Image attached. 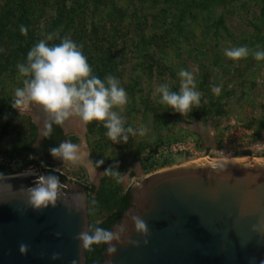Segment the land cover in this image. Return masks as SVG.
Instances as JSON below:
<instances>
[{
  "label": "rangeland",
  "instance_id": "obj_1",
  "mask_svg": "<svg viewBox=\"0 0 264 264\" xmlns=\"http://www.w3.org/2000/svg\"><path fill=\"white\" fill-rule=\"evenodd\" d=\"M194 1L204 4L182 13L170 0H25L35 43L52 32L63 12V35L83 46L92 68L104 66L102 79L113 75L127 91L129 103L121 113L125 126L149 130L143 137L130 136L127 144H114L103 125L92 122L85 125V142H73L90 153L89 159L103 160L102 165L90 172L58 159L42 164L96 188L88 194V208H96L88 211L92 226L114 211L132 182L151 172L194 160H264V129L259 132L264 124V61L252 56L233 61L223 52L229 46L264 49V0ZM4 3L0 0V15ZM4 32L0 30V52L8 51ZM2 64L0 59V100L11 115L7 133L0 137V172L14 176L37 167L36 157L28 154H35V113H43L35 108V113L19 114L12 108L14 90L24 78L16 66L2 69ZM181 68L194 71L203 93L200 107L184 116L153 97L154 86L161 83L179 90ZM220 85L217 95L212 87ZM117 163L119 172H127L121 183L100 174Z\"/></svg>",
  "mask_w": 264,
  "mask_h": 264
},
{
  "label": "water",
  "instance_id": "obj_2",
  "mask_svg": "<svg viewBox=\"0 0 264 264\" xmlns=\"http://www.w3.org/2000/svg\"><path fill=\"white\" fill-rule=\"evenodd\" d=\"M42 124L38 123L39 137ZM45 170L37 165L38 174ZM13 177L9 182L16 189L32 186L36 179L32 175ZM61 181L66 199L72 200L75 192L88 198L78 183ZM127 191L130 204L111 229L125 228L123 234L139 240V246L117 244L113 254L105 244L101 264L264 262V160L260 157L194 160L166 167L135 180ZM18 209H24L22 199L0 203V264H72L73 260L85 264V249L74 237L83 228L89 230L88 211L77 212L65 204L39 212L29 208L24 214ZM129 212L147 222V244L144 237L128 231ZM21 242L29 245L26 255L19 252ZM54 252L61 258L52 260Z\"/></svg>",
  "mask_w": 264,
  "mask_h": 264
},
{
  "label": "clouds",
  "instance_id": "obj_3",
  "mask_svg": "<svg viewBox=\"0 0 264 264\" xmlns=\"http://www.w3.org/2000/svg\"><path fill=\"white\" fill-rule=\"evenodd\" d=\"M22 35H27L28 28L20 26ZM61 29L44 34V38L36 42L28 51L26 62L17 63L19 76L23 77L22 86L14 90L12 108L19 114L38 108L43 113V138H49L53 126H64L71 121H79L83 124L98 122L106 129V137L114 144H127L130 136L140 137L148 133V128L141 125L134 129L125 126V118L121 115L129 103L128 93L121 85V81L113 75H107L101 79L93 74V69L83 52V46L71 38L70 34L61 36ZM58 43H49L52 41ZM0 51H4L0 49ZM225 57L233 61H239L252 56L256 61H264V49L256 45L255 49L248 46H229L223 50ZM179 90L173 91L169 83H161L154 86L153 97H160V103L173 111L187 115L201 105L203 93L197 89L194 71L181 68L178 71ZM222 85L213 86L212 91L219 94ZM207 103V100L204 101ZM50 155L63 164L69 166L83 165L90 172L103 164V160L93 161L89 159L90 153L84 150L79 143L64 140L58 146L49 149ZM35 157H29L34 159ZM118 163L109 166L101 175H107L117 183L127 179V172L117 170ZM223 167V165H217ZM21 175H32L36 179L32 186L21 185L18 189L9 182L14 177L0 172V203H8L13 199H22L24 209L18 211L21 214L27 209L43 211L49 207L55 208L58 204H65L75 211H92L87 207L88 198L83 192L73 193V199L65 196L64 183L55 174H38L33 169L26 170ZM91 204L97 206L94 199ZM131 228L136 234L144 237L150 235L147 222L137 213L129 212ZM264 226V221L261 222ZM125 228L119 230L95 227L91 230L83 228L74 239L80 242L82 249L93 250V245L106 244L107 252L116 253L117 244L128 243L139 246V240L127 238ZM59 237V233L55 234ZM21 255H26L29 245L21 242L18 245ZM59 253H53L52 260L60 259ZM72 264H76L73 260ZM264 264V262H262Z\"/></svg>",
  "mask_w": 264,
  "mask_h": 264
},
{
  "label": "trees",
  "instance_id": "obj_4",
  "mask_svg": "<svg viewBox=\"0 0 264 264\" xmlns=\"http://www.w3.org/2000/svg\"><path fill=\"white\" fill-rule=\"evenodd\" d=\"M170 2L178 7L182 13L190 7H202L204 2H196L194 0H170ZM3 12L0 15V30L5 31V35L8 42V51L0 52V59L3 60L1 66L2 69H7L9 65L16 66L17 63L26 62L27 53L30 48L35 44L34 31L30 20V12L26 8L25 0H5ZM63 12L60 13V18L63 17ZM60 18L53 24L52 32L57 29H61V36H63L66 25L61 24ZM25 25L28 28L27 35H22L20 32V26ZM58 43L59 41H53ZM93 69V74L99 76L101 79L106 70L103 65H98ZM10 109L7 105L0 100V125L2 131L0 137H3L7 133V126L10 121ZM208 116V114H206ZM192 117H196V113L192 114ZM33 129L35 127L32 125ZM264 129V124L259 126V132ZM59 133V132H58ZM56 135H58L56 133ZM30 145V144H29ZM29 145L27 147H29ZM30 150L29 157L39 156V152L35 150V154ZM139 153V152H138ZM138 153L136 156H138ZM48 174H55L60 177L59 174L48 171ZM88 191V190H87ZM89 192L94 193L95 189L91 188ZM130 204V195L126 192L117 202V206L114 211L105 219L100 221L95 226L89 224V230L95 227H103L105 229H111L120 219L123 212L128 208ZM91 251L85 249L86 262L85 264H101L106 253L105 244L93 245Z\"/></svg>",
  "mask_w": 264,
  "mask_h": 264
},
{
  "label": "flooded vegetation",
  "instance_id": "obj_5",
  "mask_svg": "<svg viewBox=\"0 0 264 264\" xmlns=\"http://www.w3.org/2000/svg\"><path fill=\"white\" fill-rule=\"evenodd\" d=\"M33 109V112H37V110L34 108ZM43 114L42 115H39L37 121L38 123L40 122H43ZM67 124V123H66ZM66 124L64 126H57V125H54L53 126V131L51 133V136L49 138H43V132H42V135L41 137H39V127L37 125V137H36V140L33 144L35 150H37L39 152V156L38 158L36 159V166L38 164H40V166L42 167L43 169V166L42 164H44L45 162H58L56 161L55 158H53L50 153H49V149L51 147H55V146H58V144L64 140H71L72 142L74 140H81V135H83L84 139H85V134H86V127H85V124L81 123V130L80 132L69 127L68 129L66 128ZM74 130V131H73ZM44 131V130H43ZM59 132V133H58ZM56 133L58 135H56ZM60 164H63V162L61 161ZM66 166V165H65ZM44 170V169H43ZM45 174H48V171L45 170L44 171ZM60 179L61 180H69V181H73V182H76L78 183L79 185H81L87 192V195L90 194V190H91V187H87V186H84L82 184H80L78 181H76L75 179H67L66 177L64 176H61L60 175ZM94 189H96L95 187H93ZM88 190V191H87ZM128 192V191H127Z\"/></svg>",
  "mask_w": 264,
  "mask_h": 264
},
{
  "label": "bare ground",
  "instance_id": "obj_6",
  "mask_svg": "<svg viewBox=\"0 0 264 264\" xmlns=\"http://www.w3.org/2000/svg\"><path fill=\"white\" fill-rule=\"evenodd\" d=\"M35 113V112H34ZM37 117H39V115L37 113H35ZM69 127L77 130L80 132L81 128V123L79 121H71L69 123L66 124V128L68 129ZM74 131V130H73ZM21 175V174H19Z\"/></svg>",
  "mask_w": 264,
  "mask_h": 264
},
{
  "label": "built area",
  "instance_id": "obj_7",
  "mask_svg": "<svg viewBox=\"0 0 264 264\" xmlns=\"http://www.w3.org/2000/svg\"><path fill=\"white\" fill-rule=\"evenodd\" d=\"M43 169H47V170H50L49 168H46V167H43ZM36 173H37V167H36ZM51 171V170H50ZM52 172H56V173H59L60 175H62V176H64V177H66L61 171H59V170H52Z\"/></svg>",
  "mask_w": 264,
  "mask_h": 264
},
{
  "label": "crops",
  "instance_id": "obj_8",
  "mask_svg": "<svg viewBox=\"0 0 264 264\" xmlns=\"http://www.w3.org/2000/svg\"><path fill=\"white\" fill-rule=\"evenodd\" d=\"M98 223H99V222H98ZM98 223H97V224H98Z\"/></svg>",
  "mask_w": 264,
  "mask_h": 264
}]
</instances>
